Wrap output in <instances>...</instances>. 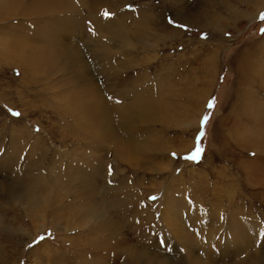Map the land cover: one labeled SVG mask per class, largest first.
<instances>
[{
  "label": "rangeland",
  "instance_id": "1",
  "mask_svg": "<svg viewBox=\"0 0 264 264\" xmlns=\"http://www.w3.org/2000/svg\"><path fill=\"white\" fill-rule=\"evenodd\" d=\"M225 1L229 6H220L218 0H181V9L174 10L182 13L189 7L190 13H219L224 23L218 29L177 21L166 0H120L119 6L105 7L98 3L99 16L114 23L128 15L124 27L131 31L140 30L137 16L147 14L153 20L144 23L141 37L152 46H128L127 50L134 53L122 57L130 66L119 65L111 75L104 73V60H97L89 50L93 18L82 5L87 18H70L87 26L71 37L72 44L81 51L78 66L82 64L85 70L79 74L80 83L74 77L82 68L76 65L33 72L23 70L13 58L0 57V264H94L95 251L103 256L102 247L94 244L96 235L92 231L100 219L82 221L79 207L84 206L88 193L94 195L100 190L112 205L110 230L98 235L99 240L106 234L114 237L113 251L117 252L110 264H138L131 261V254L141 252L144 261L152 264H180L188 253L192 254V247L194 256H200L206 264H236V260H243L241 264H263L264 143L258 144V139L264 137L260 119L264 112V83L262 86L257 81L251 86L244 80L246 76L242 83L238 82V62L244 54L258 57L250 71L264 78V8L252 20L244 16L250 11L247 4ZM234 9L243 14L237 15ZM31 20L19 16L0 19V33L21 30L24 25L30 28L34 25ZM61 21L58 18L54 23ZM170 28L180 34L172 40L159 39ZM108 42L116 54L123 50L119 39L110 38ZM62 44L66 45V41ZM215 50L218 56L211 73L206 60ZM244 50L246 53L241 54ZM115 58L118 62L119 58ZM87 86L99 87L108 103L123 110L134 102L132 90L136 88L153 91L155 96L158 93L161 115L142 126L145 132L138 135L139 139L131 138L129 133L123 137L129 144V139L143 142V149H147L143 155L131 149L132 153L124 157L115 153L114 145L94 154L86 148V142L95 139L86 136L84 140L83 131L74 133L70 108L98 100L89 94L86 98L80 91ZM249 89L250 99H237L239 92ZM210 101L214 102L213 108ZM243 109L252 116H240ZM11 110L21 115L14 117ZM208 116L210 120L204 126ZM156 140L159 145L154 147ZM98 157L105 159L102 166L96 161ZM86 175L96 180L95 185L88 183ZM40 179H48L47 186ZM66 180L73 182L65 186ZM26 186L34 191V205L25 195ZM14 188L21 192L20 196H12ZM172 205L176 214L170 220L174 215L170 212ZM235 213L244 227L255 228L256 244L244 248L240 256L208 259L200 248L213 249L215 242L230 238L211 221L219 214L230 221ZM196 214L210 223L211 227L206 226L204 231L206 237L211 234L212 244L207 238L206 245L197 241L203 236L195 229L203 230L205 226L194 229L192 220ZM171 221L174 226L178 224L181 232L172 229ZM183 233L185 238L192 235L189 249L181 239ZM42 235L50 238L30 247ZM122 239L126 243L118 246Z\"/></svg>",
  "mask_w": 264,
  "mask_h": 264
},
{
  "label": "bare ground",
  "instance_id": "2",
  "mask_svg": "<svg viewBox=\"0 0 264 264\" xmlns=\"http://www.w3.org/2000/svg\"><path fill=\"white\" fill-rule=\"evenodd\" d=\"M166 1L170 3L167 8H169L173 12V14L175 13L174 18L177 21L187 23L191 26H200V25L211 26L214 27L215 29H218V27H221L224 23L222 19V15H219V13L212 12L210 10H197L195 13L194 12L190 13L191 9L187 7L184 9V12L176 13L174 12V10H177V8L181 9L180 7L182 4L181 0H166ZM207 1L214 3V0H207ZM218 1L219 2L221 1L220 6H222V4L223 6L226 7L229 6L225 0H218ZM236 1L237 2L240 1V3L243 2L249 6L250 11L247 12L246 15L244 16H247L252 20L257 18L261 10H263L264 8V0H236ZM119 2L120 0H0L1 20L9 19L11 17L17 18L19 16L25 18V21H29L32 18L33 21L31 20L30 22L31 24H34L30 28L24 25L25 29L23 28L21 30L19 29L10 30V31L8 30L4 34L0 33V57L13 58L14 60H17V62L21 64V68L25 71L26 70L33 72L36 70L50 71V70L60 69L63 67L67 68L68 66L70 68L72 65H76L80 70L82 68V64L79 66L78 64L81 58L80 56L81 51L80 48L76 47L77 45L72 44L71 37H75L77 33H80V31L86 28L87 26L85 24L80 25L79 23L71 21L70 18L85 20L87 18L86 17L87 15H85V13L82 12L83 10L82 5H84L86 6L85 11H87V13L91 15V18H93L92 19L93 24L91 26L92 32L91 35L88 36V41H87L92 45V48L89 50L93 52V55H96L97 60L99 61H101V59L104 60V64L102 67L104 73L106 75H111L113 71H115L116 67H118L119 65L128 68L130 64L126 66L127 60H125L122 57V55L123 56L125 55L126 57L127 55L134 53L132 50L130 51V49L127 50L128 46H131L132 44H138V46L142 49H146V47L148 48L152 46V45H146L141 39V37L142 35H144V29L146 28L144 23L148 24V21L153 22V20L151 19V16L147 14L146 15L142 14L141 16H137L136 18L139 19H137L136 22L137 23L139 22L138 25L140 30L131 31L127 27H124V22L129 17L126 14H125L126 18L124 20H122L121 22L117 21L115 23L113 22L114 20L112 19L107 20L105 19V17L99 16L98 14L99 10L97 8L98 3L99 5L103 4L105 7L110 5L119 6L118 5ZM234 11L237 15L243 14L242 13L243 11L240 13L236 9H234ZM58 18H61L62 21L59 23L58 22L54 23L58 20ZM166 34H163L162 35L163 37L159 36V39L163 41H165L166 38L172 40L173 37L177 36V34L180 33L178 30L174 28L173 29L170 28ZM105 36L108 38L106 39ZM110 38L112 40L113 38L119 39L120 42L123 44V46H121L120 49L123 50L120 53L116 54L115 52H113L112 46L108 42ZM64 41H66V45L62 44V42ZM66 46H68V48L64 49L63 47ZM244 52L246 53V50H244L241 54H244ZM114 54L116 55L114 56ZM212 54L213 55L209 57L208 60H206L208 64V69L210 70L211 73H213L215 70L216 59L218 56L216 50L213 51ZM242 56H240L241 59L238 62L239 64L238 73L240 79L238 82L242 83L244 80H246V82H249L251 86L256 85V83L258 82H260V84L264 83V78H262V76L260 77V75L257 74L256 72L250 71V68L252 67L253 63L258 62V57H254L251 55L250 57H248L247 54H244ZM115 57L119 58V60L117 59L118 62L116 61ZM84 72L85 70L83 67L80 73L75 75L74 77L75 82L80 83L82 75L79 74H82ZM243 77H245L244 80H242ZM125 82L126 79H123L122 83L125 84ZM80 91L85 93L86 98H89L86 96L88 94L90 95V97L98 98V100L90 98L91 99L90 102L89 100L87 102L85 101L81 102L80 105L74 106V110L70 108L72 110V115L74 117L73 119L74 122L73 125H75L74 129H76L74 133L81 134V132L83 131L84 140L86 136H90L91 139L92 138L95 139V141H92L91 143L86 142V148L87 149L90 148L91 154L92 153L94 154V151L97 152L98 150L101 151V149L106 146L107 148H109L110 145H114L116 154H120V155L123 154L124 157L132 153L131 149H135L137 152H140L141 155H143L144 152L147 151V149H143L145 148L143 142L141 141L137 142L134 139H129L132 141L131 144H129L127 140H124L123 137L129 133L128 136H131V138H136V137L138 138V135L142 134L141 132H145L142 126L145 123L156 121L157 118L161 115L162 102L160 99H158V93H156L155 96L154 94L155 92L153 91L147 92L144 89L136 88L134 89V91L132 90L134 102L123 110L122 108H116L114 105L108 103L105 100L103 94L101 93L99 87H94L91 89L89 88V86H87L85 88H81ZM241 92H245V91L243 90ZM241 92L237 94V99L241 100L240 97L242 99L244 98L250 99L248 97L252 95L251 89L247 90L245 93H241ZM253 109L254 108H252V110ZM249 113L250 112L245 111L243 109V112L240 113V116L242 114L243 117L249 118L252 116ZM260 117H261L260 119H262L261 123L264 124V112L261 113ZM71 124H69L71 126L70 128L73 129ZM258 140H259L258 144L264 143V137L262 139L259 138ZM158 142L159 141L156 140L153 146L157 147V145H159ZM104 160L105 159L103 157H98V159H96V161L100 163L101 166L104 164ZM261 175L262 174L259 173V176ZM86 176L89 180L88 183L95 185L96 180L89 175ZM83 179L86 180L85 177ZM40 182L47 186L48 179H40ZM64 182L66 183V184L64 183L65 186L71 185L73 180H68V181L66 180ZM11 192L13 193L12 194L13 197L20 196L21 194V192L17 191V188L12 189ZM24 192L25 195L30 199V201L28 202L34 205L36 201L31 200L34 191L31 190L30 187L26 186L24 188ZM85 200L86 203L84 202L83 204L84 206L79 207V211H81L79 216L81 217L82 221L83 220L90 221L93 218H98V220L100 219V222L98 224L93 225L92 231L96 235V238L93 239L94 244L96 248L102 247L103 256L97 255L98 253H96V251L94 250L95 255L93 256L94 258H92L94 262L92 261V263L110 264V262H112L111 261L112 258L116 256V252H117L116 250H115L116 252L113 251L114 237L111 236V234L108 236L106 234L105 239L99 240L98 235L100 232L106 231L105 229L110 230V226H111L110 207L112 205H110L109 200L105 199V192L103 190L98 191L97 194L94 193V195L88 193L87 199ZM174 204L176 205V202ZM175 205H172V207H170V212L174 214L173 218H171L170 220H173L175 217L176 214ZM227 220H229V218ZM171 223L173 226L172 229L181 232L180 230L177 229L178 224L174 226V221H171ZM242 223L243 222L239 218V215L236 213L231 217L230 221H226L225 218H223L222 214L215 216L214 220L211 221V224L214 225L215 228L217 227V225H219L220 229L222 230V234L223 235L228 234L230 238L227 237V239L224 238L226 240H219L218 242H215L213 249L207 246L200 248L203 250V254L206 255L210 260L212 258L219 260H226L231 258L232 256L235 257L240 256L244 248L248 249L251 244L255 245L258 240L257 231L253 226L250 225L248 226V228L244 227ZM192 224L194 229L195 227L202 228L205 226L204 228H202L203 230L195 229L196 232L200 231V234L203 236L204 239V240L200 239L197 241L205 244V240H206L205 238H207L209 244H212L211 234H209V236L206 237V231H204L206 226H208V224L210 223H207L201 214H196L194 216V219L192 220ZM208 227H211V225H209ZM190 235H188L187 238H185L186 236L184 235V233L181 235V239L183 243L184 242L188 243L187 244L188 249L190 246H192V242L189 243ZM114 242L116 243L117 241L114 240ZM117 243L118 246H120L121 244L126 243V241L122 239L119 240ZM190 250L192 254H189L188 253L189 250H188L187 259L185 257L184 258L182 257L183 259L180 260V264H206L202 261L203 259H201L200 256L199 257L194 256L193 253L195 251V248L192 247L190 248ZM131 255L134 257L133 259H131V261L133 262H136L138 264H152L149 261H144L142 257L144 255V252L132 253ZM253 255L256 257V254ZM103 259L105 262L103 261ZM88 261L90 262V260ZM241 262H243V260H238V261L236 260V264H241ZM249 262L251 261L249 260ZM262 262L264 264V260ZM160 264H168V263L161 262Z\"/></svg>",
  "mask_w": 264,
  "mask_h": 264
},
{
  "label": "snow or ice",
  "instance_id": "3",
  "mask_svg": "<svg viewBox=\"0 0 264 264\" xmlns=\"http://www.w3.org/2000/svg\"><path fill=\"white\" fill-rule=\"evenodd\" d=\"M261 20L264 21V18H262ZM261 31H264V29H262ZM210 103H211V108H213L214 102L210 101ZM9 113H10V115H12L14 117H19L21 115V113H19L18 111H15V110H11V111H9ZM209 120H210V116H208L207 119L204 121V126L209 122ZM152 199H155V197H153ZM47 238H50V236L46 237V236L42 235L41 237H39V239H37L36 243L32 244L30 247H34V246L38 245L40 242L44 241Z\"/></svg>",
  "mask_w": 264,
  "mask_h": 264
}]
</instances>
